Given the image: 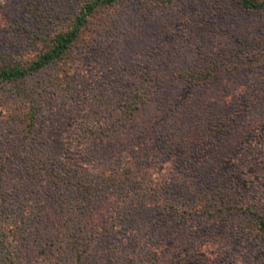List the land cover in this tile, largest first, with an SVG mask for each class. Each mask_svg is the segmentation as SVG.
<instances>
[{
	"label": "rangeland",
	"instance_id": "1",
	"mask_svg": "<svg viewBox=\"0 0 264 264\" xmlns=\"http://www.w3.org/2000/svg\"><path fill=\"white\" fill-rule=\"evenodd\" d=\"M84 1L0 0V63L29 62ZM109 13L98 30L92 14L67 66L26 80L44 87L31 129L7 117L24 88L0 83V264H264L261 227L243 211L264 218V13L235 0H124ZM119 157L147 194L118 170L89 197L39 168L85 180L114 175Z\"/></svg>",
	"mask_w": 264,
	"mask_h": 264
},
{
	"label": "trees",
	"instance_id": "2",
	"mask_svg": "<svg viewBox=\"0 0 264 264\" xmlns=\"http://www.w3.org/2000/svg\"><path fill=\"white\" fill-rule=\"evenodd\" d=\"M124 0H86L81 3L76 10L75 14L71 16L66 29L55 32L47 37H41L43 43L46 44L44 47L45 49L42 51L40 50L29 62L19 63L16 61H10L8 63L1 62L0 63V83H9L12 85L19 84L18 90L21 91L24 88V96L25 99L21 100L20 108H14L11 106L7 113L8 120L15 121V123L20 124L22 127H26L31 129L36 116L37 110L40 105V96L42 97V92L44 90L43 84L38 83V85L27 84L26 80H30L35 73L39 72L45 67L54 64H61L64 66L68 65L71 60L73 59L72 56L74 52L80 48V44L84 42L86 34L84 33L86 28V23L94 17L92 14L96 13L97 11L102 10V19L97 20L94 24H96V29H104L109 23L110 20V11L117 6L118 3ZM156 2L160 5L163 4H172L178 0H151ZM236 3L244 8V9H253V10H260L264 13V0H235ZM92 32V31H90ZM63 66V67H64ZM216 67L211 69L202 71V72H194L192 76L196 81H203L207 79L209 76L212 75L214 72L213 70ZM207 76V77H204ZM23 83V85L21 84ZM149 84V82H147ZM37 84V83H36ZM45 92V91H44ZM150 92L149 87L144 86L142 89L136 90L134 93L130 95V99L126 100L123 103L122 109H120L119 119H126L129 120L133 113L138 109L139 105L141 104L142 99L148 95ZM11 121V122H12ZM10 122V123H11ZM81 149H83V144L78 145ZM84 150V149H83ZM120 165L114 170V175L105 169H92L95 172V176L92 178H87L85 180L82 179H75L70 180L68 177L69 173H62L59 168H50L47 165H39L41 174H45L46 176L51 175L52 178H56L59 182L65 184H72L71 186L75 187L74 184H78L79 191H89L88 196H92L93 194H99L102 192H106L109 190L110 185L114 183L117 177V170L119 175L120 182L127 183L132 185L138 191L145 189L147 186L139 177L133 176L130 172V169L133 167L132 160L127 162L125 161V157H119ZM131 163V164H130ZM60 172V173H59ZM121 176V178H120ZM150 190H148L149 192ZM147 191L141 193V196H144ZM207 193V192H206ZM201 200V199H200ZM204 200H206L204 198ZM199 201V200H198ZM201 205V203H199ZM202 206V205H201ZM204 206V205H203ZM230 206L232 205H224L216 206L212 208L203 207L200 212H205L208 215H212L215 212L229 210ZM234 206V205H233ZM243 211L250 216L254 217V221L256 220V225H260L261 229V236L264 238V218L259 214L250 213L248 209H243ZM78 233H75L70 239L67 241L72 244L71 250L73 255H75L76 260H79L82 255V249L80 248L76 237ZM153 262V261H152ZM79 263V262H78ZM80 264V263H79ZM153 264H160L159 261L156 259L155 263Z\"/></svg>",
	"mask_w": 264,
	"mask_h": 264
}]
</instances>
